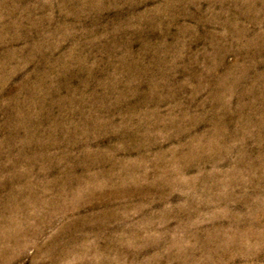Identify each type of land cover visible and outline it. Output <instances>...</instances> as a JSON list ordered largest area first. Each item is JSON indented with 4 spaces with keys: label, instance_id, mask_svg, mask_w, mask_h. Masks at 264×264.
Segmentation results:
<instances>
[{
    "label": "rangeland",
    "instance_id": "374dc122",
    "mask_svg": "<svg viewBox=\"0 0 264 264\" xmlns=\"http://www.w3.org/2000/svg\"><path fill=\"white\" fill-rule=\"evenodd\" d=\"M0 264H264V0H0Z\"/></svg>",
    "mask_w": 264,
    "mask_h": 264
}]
</instances>
